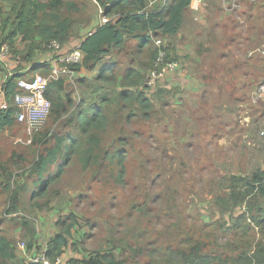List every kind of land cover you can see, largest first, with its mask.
<instances>
[{
    "label": "rangeland",
    "instance_id": "1",
    "mask_svg": "<svg viewBox=\"0 0 264 264\" xmlns=\"http://www.w3.org/2000/svg\"><path fill=\"white\" fill-rule=\"evenodd\" d=\"M74 1L81 11L72 16L75 20L72 31L86 24L91 26L94 17L101 19L95 0ZM251 3L241 0L240 6L247 9ZM253 3L264 18V0ZM10 7L9 0H0L3 13ZM136 45L135 40H130L126 52L105 56L101 69L93 71L91 77L73 75L66 81L74 102L66 116L69 120L77 105L95 104L97 96L111 88L109 82H101L104 89L93 93L82 79L94 81L100 71L111 77L115 71L119 90L124 69L133 66L141 71L144 79L139 88L154 109L146 117L135 104L117 116L119 106L115 104L110 114L111 124L102 134L106 151L127 152L125 183H118L117 169L110 160L107 166L94 171H84L75 164L58 188L60 195L51 207L35 208L32 202L36 200L30 201L28 192L18 213L7 214L9 195L4 183L12 177L14 187L23 182L29 189L32 187V179L26 180L25 175L33 148L27 144L26 131L18 124L1 135L0 232L13 240L19 254L11 264L30 263L29 258L45 254L59 231L57 223L72 211L78 216L79 224L62 255L68 262L108 254L130 264H158L157 253L188 248L190 240L209 243L211 249L227 244L242 248L249 240L259 237L257 230L243 235L233 227L235 219L245 212V206L224 214L220 200L230 196L231 176H248L264 168V99L259 102L255 99L259 85L264 82V58L257 55L249 62L246 69L251 74L249 84L241 93L214 94L209 91L212 85L200 93H195L193 87L186 91L176 84L167 89V82L173 80L178 69L156 87L144 88L156 59L151 54H156L157 46L153 42L151 53H137ZM31 46L34 43L23 37L16 39L8 60L15 63V72L26 75L24 69L28 64L56 51L50 44L41 49ZM110 66L112 69H108ZM9 69L5 68V72H10ZM36 72L31 71L26 77ZM48 124L49 119L41 133ZM23 218L32 221L37 232L34 239L27 236ZM30 242L33 247L29 249L30 255L25 256L18 244Z\"/></svg>",
    "mask_w": 264,
    "mask_h": 264
},
{
    "label": "trees",
    "instance_id": "2",
    "mask_svg": "<svg viewBox=\"0 0 264 264\" xmlns=\"http://www.w3.org/2000/svg\"><path fill=\"white\" fill-rule=\"evenodd\" d=\"M104 10V16L109 22L98 26L81 44L84 58L81 64L71 69L79 71L100 70L102 61L109 54L124 53L130 40L137 42V53H151L152 44L157 39L166 42L168 60L172 59L171 49L166 38L177 35L185 24V18L193 0H95ZM10 10L3 13L0 10V53L4 45L13 48L18 37L34 43L33 49H41L52 42L62 45L67 43L72 35L75 20L74 14L80 13V8L74 0H9ZM158 2V3H157ZM252 9V6H250ZM255 8V7H254ZM259 10V9H258ZM158 49L152 52L157 57ZM177 61V60H175ZM155 62V61H154ZM154 68V63L151 70ZM32 71H38L49 76V64L34 66ZM108 69H112L111 66ZM108 77L100 71L94 81L82 79L81 82L90 87L93 93L104 89L101 82H109L111 88L105 94L97 96L95 104L80 103L76 106L72 119L66 116L74 103L68 93L67 84L63 78L52 80L46 92L52 103L49 124L44 132L38 133L33 141L32 160L25 175L26 180L32 179V187L27 183L14 187L12 177L4 183V190L9 195L7 214H16L21 209L25 194L30 193V201L35 208L44 210L51 207L52 201L60 195L58 188L64 181L70 168L78 164L84 171L101 169L106 162L116 167L118 183H125L127 152L117 150L114 154L106 151L103 146L102 134L111 124L110 114L113 106H119L116 115L138 105L146 117L154 109L151 100L139 85L143 82L141 71L128 66L121 73L120 86L118 75ZM24 75L15 73L5 83V96L9 104L8 110L0 109V137L7 129L18 123L16 113L18 108L14 97L18 90V81ZM264 83V82H263ZM144 88H147L145 85ZM20 125V124H18ZM21 126V125H20ZM230 196L220 200L223 213L234 212L245 206V212L235 219L237 232L249 235L257 230L258 238L249 240L245 247L236 248L227 244L211 249L210 244L190 240L188 248L166 249L157 253L158 264H264V168H258L248 176L233 175L230 177ZM22 226L28 231L27 236L34 239L36 231L31 220L23 218ZM79 224V218L73 211L64 219L59 220L58 233L51 239L45 255L56 260L65 253L73 230ZM28 254L33 243L26 244ZM216 246V245H214ZM135 253H139L135 251ZM17 249L12 239L0 232V264H11L18 258ZM78 260L66 261L67 264H130L128 261L117 260L115 256L103 254ZM38 264V263H26ZM156 264V263H155Z\"/></svg>",
    "mask_w": 264,
    "mask_h": 264
},
{
    "label": "crops",
    "instance_id": "3",
    "mask_svg": "<svg viewBox=\"0 0 264 264\" xmlns=\"http://www.w3.org/2000/svg\"><path fill=\"white\" fill-rule=\"evenodd\" d=\"M251 2L252 9H244L243 5L234 9L233 2L227 0H206L198 5H194L192 1L183 28L177 35L166 38L172 59L179 63L173 80L166 79L167 89L176 84L186 91L193 87L195 93L206 91L210 85L213 88L209 91L214 94L223 92L232 95L234 92L245 91L251 75L246 69L254 56H257H251V52L260 48L258 45L264 42V18L253 0ZM100 9L99 7V12ZM100 17L101 19L93 18L92 27L86 24L72 31L70 40L62 45L60 50L47 53L46 57L42 56L44 59L40 58V61L28 64L24 69V77L30 74L34 66L49 64L52 69L56 67L59 55L80 49L82 42L98 26L103 25L102 15ZM9 61V71L15 72V63ZM92 73L93 71L82 68L79 71H70L62 78L66 82L67 78L73 75L91 77ZM17 255L19 257V254Z\"/></svg>",
    "mask_w": 264,
    "mask_h": 264
},
{
    "label": "built area",
    "instance_id": "4",
    "mask_svg": "<svg viewBox=\"0 0 264 264\" xmlns=\"http://www.w3.org/2000/svg\"><path fill=\"white\" fill-rule=\"evenodd\" d=\"M206 0H193L194 5L201 4ZM241 0H233V8H240ZM155 1H152V4ZM102 15V23L105 24L110 21L104 16V10L100 9ZM155 44L158 49V54L154 62V68L151 70L146 86L150 88L156 87L157 83L169 74L174 73L179 68V63L175 60H168V50L166 42L162 39H157ZM50 48L56 50L61 49V44L52 42ZM259 55L264 58V44L251 52V56ZM11 56V49L8 45H4L0 53V109L8 110L9 104L5 96V83L9 77L17 72H5V68L9 67L7 64ZM84 54L80 49L74 50L70 53L59 55L57 57V65L51 69L49 76H44L40 73H35L29 77H23L18 81V90L14 97V102L18 108L16 113L17 123L20 124L28 135L27 144H31L34 137L41 132L42 127L49 119L52 110V103L47 98L46 92L48 85L52 80H59L63 75L73 71L72 66L81 64ZM256 102L264 99V83L260 84L255 94ZM264 135V132H262ZM18 249L22 251L25 256H28V250L25 243L18 244ZM31 262L38 264H67L64 258L59 257L56 260H51L45 254L35 258H29Z\"/></svg>",
    "mask_w": 264,
    "mask_h": 264
}]
</instances>
